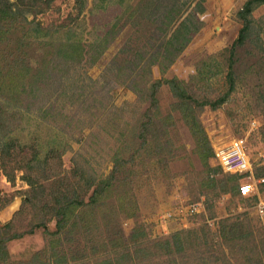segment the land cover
Instances as JSON below:
<instances>
[{"label":"rangeland","instance_id":"374dc122","mask_svg":"<svg viewBox=\"0 0 264 264\" xmlns=\"http://www.w3.org/2000/svg\"><path fill=\"white\" fill-rule=\"evenodd\" d=\"M246 1L187 0L193 31L180 39L173 24L160 29L167 0H45L1 33L3 75L20 79L21 93L19 102L0 96V146L16 140L18 154L7 173L0 151V264H264V183L241 196L216 156L243 138L264 177V5L238 42ZM175 78L198 101L196 123L213 149L205 158ZM32 142L40 160L28 169L61 162L68 180L91 185L79 206L61 184L58 205L78 206L64 227L41 211L51 196L14 170ZM34 190L40 197L21 215Z\"/></svg>","mask_w":264,"mask_h":264},{"label":"trees","instance_id":"16d2710c","mask_svg":"<svg viewBox=\"0 0 264 264\" xmlns=\"http://www.w3.org/2000/svg\"><path fill=\"white\" fill-rule=\"evenodd\" d=\"M14 0H0V39L1 38V33L4 32L6 29L11 28L14 26L16 23L17 19H25V14L28 11H31L33 9H37L41 3L45 0H16L15 2H12ZM50 1V0H49ZM167 6L166 8V14L163 15V25L162 27L160 26V29L165 30L166 28L168 29L169 26L173 24V32L179 34V39L182 38L183 36H186L189 33H192L193 29L190 28V24L187 23V15L188 19H192V14L189 13V10H185L183 7L187 4V0H167L166 2ZM264 3V0H249L246 2L245 6L239 11L238 16L240 19L243 20V28L240 31L239 34V41H243L247 37L246 31L250 28L251 23L253 21L252 19V13L256 6L259 4ZM152 7L149 12L158 10V7L151 5ZM40 8V7H39ZM154 9V10H153ZM158 12V11H157ZM193 12V11H192ZM200 12H206L205 7H201L200 9H196L194 13H196L195 18L197 19V22L200 23V17L199 13ZM157 14V13H155ZM180 17V18H178ZM178 18V19H177ZM194 19V18H193ZM194 21H191L193 25ZM198 28V27H197ZM169 43V40H168ZM177 48H175L176 50ZM180 49V48H179ZM178 49V50H179ZM102 50L100 49L99 52ZM176 56V55H175ZM164 58L165 55L163 56ZM175 58L173 57L170 62H174ZM163 68H167V66H163ZM229 83L232 86L235 84V79H234V73L229 74ZM21 81L18 79V82L15 80L13 82H7L5 80L4 75H3V67L2 63L0 64V96H1V101L2 98L9 99L10 102H19V94L21 91L19 90L21 88ZM170 87L171 91L173 92L175 98L177 101L181 104L180 107L184 111V117L187 118L189 121L193 122L192 124V129L194 131V134L196 137L203 136L205 145V153H203V158L207 157L208 155L213 154V149L211 148V145L209 143V140L207 137H205L203 132V129L198 127V124L196 123V117H195V108L196 105L195 103L198 102L196 99H194V96L189 93L188 88L185 86L184 80H179L177 78L173 79L170 81ZM219 105L220 103L217 102ZM217 104L215 106H217ZM4 104L0 102V111L4 110ZM203 105H206V101L203 102ZM37 141V140H35ZM16 140H10L9 142H5L3 146H0V151H1V158H2V165L4 168L8 171V165L11 166V169L13 167L12 160L9 159L7 160L8 157H18V154L15 152L16 148ZM23 151H27V153L31 154L32 157L30 160L26 161H18L20 166L17 168L14 167V170L16 171L17 169L22 168L27 172V180L30 182L32 185L31 188L34 189L35 186H37L38 192L40 195L44 196H51L50 200L43 201V205L41 208V211H43L44 218L45 217H58L57 219V226L58 228L64 227L65 224H67L70 221L71 214H73L76 209H78L77 205L80 204L83 205V201H81V197L86 196L87 193L89 192L91 185L88 184L86 186L85 183L79 178L74 181L68 180L69 174L63 173V167L61 162H53V166L48 163L46 164L47 166L44 168H35L34 169H28L26 165L29 162L35 161V160H40V150L39 146L36 142H32L31 145H25L23 147ZM54 154H58V156L61 158V152H59L57 149H52L50 153L48 154L49 156H52ZM55 157V156H54ZM11 160V161H10ZM25 162L26 164H23ZM28 162V163H27ZM14 163V162H13ZM57 169H59L57 171ZM35 173V177L33 179L29 176L32 173ZM66 172V171H65ZM9 173V171L7 172ZM81 176V174H79ZM234 175V174H232ZM232 177H237V175L232 176ZM67 182V183H66ZM110 182V181H108ZM61 184H65L66 187L68 188L70 192V196L72 199L77 200V205L69 207V206H64V205H58L59 202L63 200V190L61 189ZM52 187V190H49V188ZM87 187V188H86ZM239 191V187H238ZM36 190L32 191L31 195H29L28 199L26 200V205L25 208L21 211V215L27 213L28 209L34 208L35 206V200H38L40 197L36 195ZM101 194V188H95L93 191V200L94 202L98 201V196L100 197ZM240 194V193H239ZM34 201V202H32ZM64 203V202H63ZM75 215V214H74ZM79 219V218H78ZM47 224V222H45ZM8 240V239H7ZM4 239H0V262L3 259L7 258V253H6V246L5 242L7 241ZM97 264H111V261L109 259L107 260H99Z\"/></svg>","mask_w":264,"mask_h":264},{"label":"built area","instance_id":"2783aa9c","mask_svg":"<svg viewBox=\"0 0 264 264\" xmlns=\"http://www.w3.org/2000/svg\"><path fill=\"white\" fill-rule=\"evenodd\" d=\"M248 151L243 138H234L228 144L216 148V156L223 171L239 177V193L243 197L259 194V184L264 183V177L256 178ZM259 206L264 213V202H260Z\"/></svg>","mask_w":264,"mask_h":264},{"label":"crops","instance_id":"0c3cea01","mask_svg":"<svg viewBox=\"0 0 264 264\" xmlns=\"http://www.w3.org/2000/svg\"><path fill=\"white\" fill-rule=\"evenodd\" d=\"M247 1H249V0H247ZM247 1H246V2H247ZM246 2H245V4H246ZM262 5H264V3L259 4L258 7H259V6H262ZM244 6H245V5H244ZM256 7H257V6H256ZM258 7H257V8H258ZM257 8H256V9H257ZM256 9H255V10H256ZM255 10H254V11H255ZM254 11H253V12H254ZM252 14H253V13H252Z\"/></svg>","mask_w":264,"mask_h":264}]
</instances>
